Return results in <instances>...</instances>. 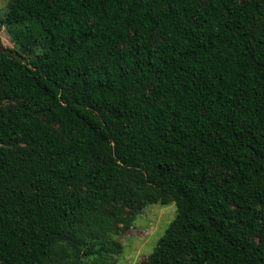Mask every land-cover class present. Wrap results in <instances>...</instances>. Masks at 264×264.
<instances>
[{
    "label": "trees",
    "instance_id": "obj_1",
    "mask_svg": "<svg viewBox=\"0 0 264 264\" xmlns=\"http://www.w3.org/2000/svg\"><path fill=\"white\" fill-rule=\"evenodd\" d=\"M0 264H264V0H9Z\"/></svg>",
    "mask_w": 264,
    "mask_h": 264
},
{
    "label": "rangeland",
    "instance_id": "obj_2",
    "mask_svg": "<svg viewBox=\"0 0 264 264\" xmlns=\"http://www.w3.org/2000/svg\"><path fill=\"white\" fill-rule=\"evenodd\" d=\"M9 0H0V17ZM15 43L6 27L0 30V50L14 47ZM177 212L176 204L147 205L137 216L131 228L118 235L123 244V252L118 256V264H146L159 238L164 234Z\"/></svg>",
    "mask_w": 264,
    "mask_h": 264
}]
</instances>
